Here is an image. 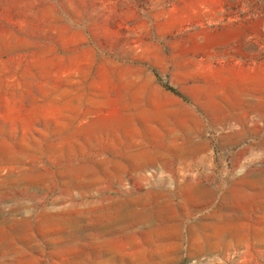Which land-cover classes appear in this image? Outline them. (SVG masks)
Segmentation results:
<instances>
[{
    "label": "rangeland",
    "instance_id": "1",
    "mask_svg": "<svg viewBox=\"0 0 264 264\" xmlns=\"http://www.w3.org/2000/svg\"><path fill=\"white\" fill-rule=\"evenodd\" d=\"M0 264H264V0H0Z\"/></svg>",
    "mask_w": 264,
    "mask_h": 264
},
{
    "label": "trees",
    "instance_id": "2",
    "mask_svg": "<svg viewBox=\"0 0 264 264\" xmlns=\"http://www.w3.org/2000/svg\"><path fill=\"white\" fill-rule=\"evenodd\" d=\"M165 87H166L167 89L173 91V92L176 93L177 95L182 96L181 93H180L177 89H175L174 87H172V86H170V85H168V84H165Z\"/></svg>",
    "mask_w": 264,
    "mask_h": 264
}]
</instances>
